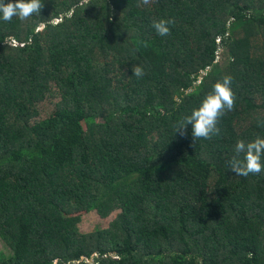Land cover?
<instances>
[{
  "label": "trees",
  "instance_id": "1",
  "mask_svg": "<svg viewBox=\"0 0 264 264\" xmlns=\"http://www.w3.org/2000/svg\"><path fill=\"white\" fill-rule=\"evenodd\" d=\"M43 3L0 19V264H264V171L229 169L264 138V0ZM225 75L220 135L175 133Z\"/></svg>",
  "mask_w": 264,
  "mask_h": 264
},
{
  "label": "clouds",
  "instance_id": "2",
  "mask_svg": "<svg viewBox=\"0 0 264 264\" xmlns=\"http://www.w3.org/2000/svg\"><path fill=\"white\" fill-rule=\"evenodd\" d=\"M156 0H141L143 5H149ZM44 8L43 0H0V19L10 22L13 17L24 21L33 15H39ZM176 21L173 18H160L152 21V27L158 36L171 34V27ZM132 75L141 78L144 70L140 66L132 68ZM231 75H225L222 80L213 85L200 105L186 115L175 128V133L184 135L187 127L195 140L212 139L221 133L218 127L220 119L226 112L234 110L236 96L232 90ZM264 126V122H261ZM229 169L237 176L247 177L249 174H260L264 171V138L257 137L252 141L238 140L234 146V155L229 161Z\"/></svg>",
  "mask_w": 264,
  "mask_h": 264
},
{
  "label": "rangeland",
  "instance_id": "3",
  "mask_svg": "<svg viewBox=\"0 0 264 264\" xmlns=\"http://www.w3.org/2000/svg\"><path fill=\"white\" fill-rule=\"evenodd\" d=\"M41 108H42V111H41L40 117L41 118L47 117L50 114L51 109L53 108L52 103L50 104L46 100L45 102L42 103ZM113 217H114V214L110 215L109 217H102L101 215L98 214L97 211L85 212V213H82L81 219L79 223L77 224V227L83 233H86V232H89L95 229L106 228L109 226ZM0 251H5L4 244L1 238H0ZM87 262H92V260L88 259Z\"/></svg>",
  "mask_w": 264,
  "mask_h": 264
}]
</instances>
